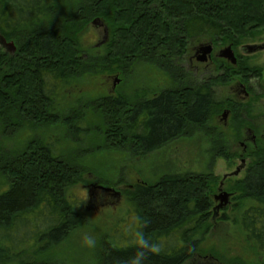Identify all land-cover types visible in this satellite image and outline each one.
Listing matches in <instances>:
<instances>
[{"label": "trees", "instance_id": "obj_1", "mask_svg": "<svg viewBox=\"0 0 264 264\" xmlns=\"http://www.w3.org/2000/svg\"><path fill=\"white\" fill-rule=\"evenodd\" d=\"M95 20L109 33L103 56L84 50V34ZM255 29L264 35V0H0V138L60 124L69 137L83 131L103 138L99 146L79 150L78 157L65 156L52 139L36 138L9 154L0 150V176L6 183L0 193V264H47V256L85 223L83 203L68 196L88 172L81 157L108 148L138 158L161 150L190 126L212 121L217 86L233 75L246 80L255 71L239 59L236 68L220 64L218 75L200 76L188 87L151 98L146 92L100 97L88 104L100 118L94 127L83 107L66 116L56 110L61 89L85 75L123 72L142 60L188 81L181 63L190 39L206 35L236 49L258 35ZM5 42L15 45V53L5 50ZM175 58L181 66L174 65ZM228 106L240 109L234 126L244 130L248 110ZM252 153L253 162L234 191L244 203L242 229L264 257V142ZM214 183L212 176L186 173L136 184L129 196L136 239L119 245L106 237L99 264L192 260L211 230Z\"/></svg>", "mask_w": 264, "mask_h": 264}, {"label": "rangeland", "instance_id": "obj_2", "mask_svg": "<svg viewBox=\"0 0 264 264\" xmlns=\"http://www.w3.org/2000/svg\"><path fill=\"white\" fill-rule=\"evenodd\" d=\"M258 32H261L260 29L254 30V33ZM259 33L254 38L245 39L236 49L227 44L215 43L212 37L206 35L190 39L182 56L184 63H181L190 74L188 81L179 79V76H170V73L162 71L150 60H142L123 72L85 75L59 91L56 110L66 116L73 108L83 107L88 124L94 127L100 124V118L89 105L100 97L118 94L132 97L137 92H146L151 98L165 90L188 87L200 76L208 78L218 75L220 64L236 68L239 59L245 60L255 71L253 77L246 80L241 74L233 75L226 85L217 86L216 114L212 121L204 127L190 126L184 135L161 150L138 158L129 152L108 148L86 158L81 157V163L88 172L81 184L70 189L68 196L83 203L81 207L85 223L47 256V264H99L101 244L106 237L114 238L119 245L136 239L138 228L129 197L133 187L139 183L155 184L167 174L186 173L212 176L215 183L211 195L214 205L210 233L205 237L197 255L185 264H264V257L255 244L247 239L241 226V208L244 203L238 201L237 196L240 194L234 189L237 188L236 183L244 177L245 170L237 177L223 179L240 167L241 160L246 159L247 166L253 162L254 146L245 141V129L251 128L258 138L264 137V50L252 51L254 47L264 45V35ZM108 34L101 27L90 26L83 37L86 55L103 56L110 41ZM13 46L12 52L15 53L16 48ZM207 46H213V51L206 61H202V47ZM4 47L10 52L7 45ZM228 48H231L236 64L222 56V52ZM174 61L175 66H181L178 58ZM252 86L255 88L252 89ZM245 94L250 98L246 99ZM229 104H239L246 107L244 111L248 110V126L244 130L234 126L235 113L240 109L229 108ZM36 138L58 142L65 156L73 157L79 156L76 154L79 150L103 143V138L96 132L88 135L79 131L69 137L68 128L60 124L38 130H22L10 138L1 137L0 150L8 154L22 151ZM245 144H248V151L244 155ZM5 189L6 183L0 176V193ZM224 192L230 195L229 204L220 208L222 203L215 198ZM89 239L93 243L89 244ZM9 249L13 255L16 254L14 248ZM1 256L6 258L5 255Z\"/></svg>", "mask_w": 264, "mask_h": 264}, {"label": "water", "instance_id": "obj_3", "mask_svg": "<svg viewBox=\"0 0 264 264\" xmlns=\"http://www.w3.org/2000/svg\"><path fill=\"white\" fill-rule=\"evenodd\" d=\"M93 26L103 28L104 32L106 34H108V30L106 29L105 25L100 20H95L94 23H93ZM5 44H6V42H5ZM7 46L12 48V50H14V46H13L12 43L8 44ZM253 49H254V50H252L253 52H255L257 50L258 51L264 50V45L261 46V47H254ZM212 51H213V46L202 47V52H203L202 61H206L207 57L209 55H211ZM222 56H224L227 59H229L233 64H236V59L234 58V54L231 51V48H228L227 50L222 52ZM226 115H227V113L225 114V116ZM246 168H247V160L243 159V160H241L240 167H238L237 170L234 173H232L230 175H225L223 179L226 180L227 178H230V177L231 178L232 177H237V176H239L241 174L242 171L246 170ZM222 186H223V184H222ZM229 198H230V195L224 192V193H221L220 196L216 197L215 200L216 201H220L222 203L220 208H224V207H226L229 204Z\"/></svg>", "mask_w": 264, "mask_h": 264}, {"label": "flooded vegetation", "instance_id": "obj_4", "mask_svg": "<svg viewBox=\"0 0 264 264\" xmlns=\"http://www.w3.org/2000/svg\"><path fill=\"white\" fill-rule=\"evenodd\" d=\"M107 38L108 37H105V39H107ZM254 88H255V86H252V89H254ZM245 98L249 99L250 96L248 97V94H245ZM252 130L253 129H251V128L245 129V133L247 136V139L245 141L249 142L252 146L256 147L257 144L264 142V137L262 136V138H258ZM243 147H244V155H245L246 152L248 151V144H245Z\"/></svg>", "mask_w": 264, "mask_h": 264}, {"label": "clouds", "instance_id": "obj_5", "mask_svg": "<svg viewBox=\"0 0 264 264\" xmlns=\"http://www.w3.org/2000/svg\"><path fill=\"white\" fill-rule=\"evenodd\" d=\"M88 243L91 244V243H93V241H92L91 239H89V240H88Z\"/></svg>", "mask_w": 264, "mask_h": 264}]
</instances>
